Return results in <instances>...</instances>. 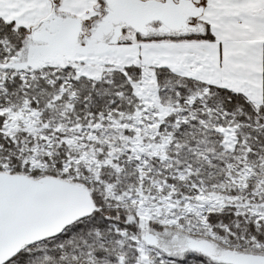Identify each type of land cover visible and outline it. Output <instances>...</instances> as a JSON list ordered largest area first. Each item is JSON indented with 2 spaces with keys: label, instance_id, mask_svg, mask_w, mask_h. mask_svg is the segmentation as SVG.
<instances>
[{
  "label": "snow or ice",
  "instance_id": "obj_1",
  "mask_svg": "<svg viewBox=\"0 0 264 264\" xmlns=\"http://www.w3.org/2000/svg\"><path fill=\"white\" fill-rule=\"evenodd\" d=\"M0 264H264V0H0Z\"/></svg>",
  "mask_w": 264,
  "mask_h": 264
}]
</instances>
